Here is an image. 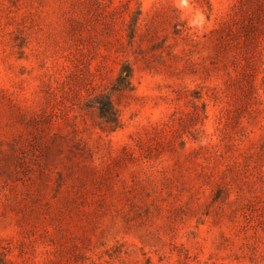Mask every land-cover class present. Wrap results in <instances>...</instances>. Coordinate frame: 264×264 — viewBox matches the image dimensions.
<instances>
[{"label": "rangeland", "instance_id": "obj_1", "mask_svg": "<svg viewBox=\"0 0 264 264\" xmlns=\"http://www.w3.org/2000/svg\"><path fill=\"white\" fill-rule=\"evenodd\" d=\"M0 264H264V0H0Z\"/></svg>", "mask_w": 264, "mask_h": 264}, {"label": "trees", "instance_id": "obj_2", "mask_svg": "<svg viewBox=\"0 0 264 264\" xmlns=\"http://www.w3.org/2000/svg\"><path fill=\"white\" fill-rule=\"evenodd\" d=\"M107 104H108V106H107ZM105 108H108V109L111 108V104L109 101L106 102V106H104L103 109H102V107L100 108L101 116H104V111L106 110Z\"/></svg>", "mask_w": 264, "mask_h": 264}]
</instances>
